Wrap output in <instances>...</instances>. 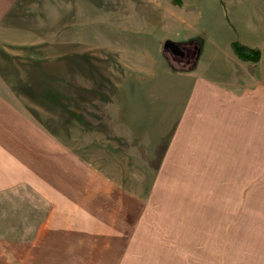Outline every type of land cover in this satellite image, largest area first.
I'll return each mask as SVG.
<instances>
[{
  "label": "rangeland",
  "instance_id": "rangeland-1",
  "mask_svg": "<svg viewBox=\"0 0 264 264\" xmlns=\"http://www.w3.org/2000/svg\"><path fill=\"white\" fill-rule=\"evenodd\" d=\"M35 1L0 29V264H264V112L253 137L181 99L200 48L162 50L166 0Z\"/></svg>",
  "mask_w": 264,
  "mask_h": 264
},
{
  "label": "crops",
  "instance_id": "crops-1",
  "mask_svg": "<svg viewBox=\"0 0 264 264\" xmlns=\"http://www.w3.org/2000/svg\"><path fill=\"white\" fill-rule=\"evenodd\" d=\"M33 1L35 0H0V29L4 32L2 34L8 35L10 31V35H13L14 31L9 28L12 29L14 24L9 27L8 22H14V17L10 15L17 12V6H19L18 12H21L23 7L30 8ZM186 1L192 7L188 11L184 9ZM178 2L179 4H176L175 0H166L167 14L156 9L146 10L144 15H149L148 22H150V25L148 26L154 29H167L169 33L163 35L167 36L166 38L169 37V34L173 36L168 39L165 38V41L175 40L174 42L178 44L187 42L190 46L194 45L193 41L189 42L190 40L198 41L200 54L193 59L195 61L194 67L183 72L184 87L182 93L189 92L188 85L191 80L194 81L189 75L199 73L200 76L193 85H197L200 95L194 93L197 98L188 99L187 95L184 94L181 99L185 100L186 104L189 101L197 100L200 105H203V108L204 102L212 104L211 106L206 104V118L214 116L215 113L210 112L208 109L216 106L218 102V114L220 110L231 113L233 121L236 123L234 127L245 131L246 126L249 134L256 137L258 125L254 119L256 115L242 118L240 114L243 109L255 107L260 108L262 113L264 112V70H261L259 76H257V73L248 74V68L256 65V63L239 60L233 54L230 44L232 40H237L247 47L258 49L260 51V61H264V0H178ZM39 8H41V5H39ZM40 11L42 10L40 9ZM135 12H138V10L135 9ZM125 22L126 26L131 27L130 29L144 28L146 27L144 22L147 23L142 14L140 17L132 14L130 20L127 18ZM156 36L158 37V35ZM126 40H143V37H130ZM200 60L209 61V74H201L204 71L203 68L197 71L196 64ZM214 62H217V64H214ZM212 69L215 72H211ZM242 69H245L247 74ZM171 79L173 78L168 77L167 82L166 78L163 80V85L161 84L163 94H165V89H167L166 93L173 92L171 89L173 81ZM176 91L179 90H175L174 93ZM219 102H222V106ZM0 104L2 115L5 112L10 115L9 118L13 122H15L16 117L17 121L22 122L20 116L15 115L12 107L5 105L1 100ZM237 108L241 109L240 112ZM200 116H204V112ZM217 119H219V116ZM221 124L219 122V125ZM261 124H264V122ZM213 127L211 125L207 130H213ZM221 130L224 129L221 128ZM0 140V142L3 141L2 138ZM3 155L0 146V157Z\"/></svg>",
  "mask_w": 264,
  "mask_h": 264
},
{
  "label": "trees",
  "instance_id": "trees-1",
  "mask_svg": "<svg viewBox=\"0 0 264 264\" xmlns=\"http://www.w3.org/2000/svg\"><path fill=\"white\" fill-rule=\"evenodd\" d=\"M176 4H179L178 0H175ZM195 40H190L192 42ZM233 54L242 61L246 62H258L260 59V51L254 48L247 47L238 41H233L230 44Z\"/></svg>",
  "mask_w": 264,
  "mask_h": 264
},
{
  "label": "water",
  "instance_id": "water-1",
  "mask_svg": "<svg viewBox=\"0 0 264 264\" xmlns=\"http://www.w3.org/2000/svg\"><path fill=\"white\" fill-rule=\"evenodd\" d=\"M162 48L164 51L171 52L174 56H179L180 58L184 56V52L177 42L166 40L163 42Z\"/></svg>",
  "mask_w": 264,
  "mask_h": 264
},
{
  "label": "flooded vegetation",
  "instance_id": "flooded-vegetation-1",
  "mask_svg": "<svg viewBox=\"0 0 264 264\" xmlns=\"http://www.w3.org/2000/svg\"><path fill=\"white\" fill-rule=\"evenodd\" d=\"M182 48V50H183V52H184V56L183 57H179V56H177L180 60H184L185 58H186V56H187V50L184 48V47H181Z\"/></svg>",
  "mask_w": 264,
  "mask_h": 264
}]
</instances>
